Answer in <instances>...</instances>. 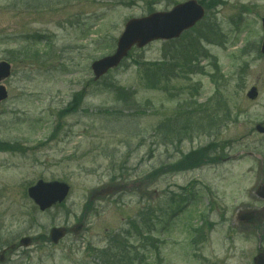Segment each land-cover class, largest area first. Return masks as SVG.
Segmentation results:
<instances>
[{"label": "rangeland", "instance_id": "374dc122", "mask_svg": "<svg viewBox=\"0 0 264 264\" xmlns=\"http://www.w3.org/2000/svg\"><path fill=\"white\" fill-rule=\"evenodd\" d=\"M184 1L0 0V61L12 64L0 103V264H253L264 248V0H205L204 18L173 44L134 49L99 81L91 70L129 18ZM202 31L217 39H201L190 72L171 65L154 85L137 65L184 63ZM107 82L133 96L117 99ZM7 142L20 147L1 151ZM208 143L221 162L174 168ZM39 179L70 184L65 203L40 211L27 195ZM56 226L78 230L53 244ZM196 228L206 229L197 241ZM25 236L32 246H19Z\"/></svg>", "mask_w": 264, "mask_h": 264}, {"label": "water", "instance_id": "95a60500", "mask_svg": "<svg viewBox=\"0 0 264 264\" xmlns=\"http://www.w3.org/2000/svg\"><path fill=\"white\" fill-rule=\"evenodd\" d=\"M205 14V10L196 0H189L176 5L170 11L155 12L149 16L132 18L126 25L117 42V48L111 55L100 58L92 63L95 79H99L109 69L116 67L128 55L134 45L143 47L149 42L157 39H171L193 26ZM264 27V18H263ZM264 53V41L262 44ZM11 66L6 61L0 62V81L10 76ZM6 88L0 85V102L7 97ZM258 90L252 87L248 96L256 98ZM258 130L264 132V127L258 126ZM70 186L64 182H44L40 180L35 186L29 188V195L42 210H45L56 203L64 201L69 193ZM66 228H53L50 236L53 242L57 243L66 234ZM31 240L23 238L21 244L28 246ZM1 260L3 257L0 258ZM255 264H264V255L255 258Z\"/></svg>", "mask_w": 264, "mask_h": 264}, {"label": "trees", "instance_id": "16d2710c", "mask_svg": "<svg viewBox=\"0 0 264 264\" xmlns=\"http://www.w3.org/2000/svg\"><path fill=\"white\" fill-rule=\"evenodd\" d=\"M204 2V0H203ZM190 58L187 59V61ZM139 65L146 66V78H153V84L155 85L159 80H161L162 77H166V73H168V70L164 71L163 64L158 62H148L143 61L141 63H138ZM167 67V66H166ZM165 67V68H166ZM106 87H111L112 90L116 92L117 99H125L128 100L129 97L132 96V93L130 90H127L121 86H117L113 82H107L105 83ZM84 93L82 91L74 94L73 101L66 107V112H75L77 111V108L81 105V101L83 99ZM230 115V111L228 108H226L225 112L222 114V120L226 121L228 116ZM214 121V120H213ZM220 121V122H221ZM214 144L208 143L206 146L200 147L198 149H192L189 153L185 154L184 157L177 162V164L174 165L175 169H187V168H194L199 167L201 165L207 164L208 162H212L216 159L213 155H215L212 152L211 147ZM7 149L13 150V146L6 145ZM6 149V148H5ZM211 150V151H210ZM123 255V254H122ZM124 257V255H123ZM126 257V256H125ZM130 258V257H128ZM122 261V259H121ZM118 264H122L121 262Z\"/></svg>", "mask_w": 264, "mask_h": 264}, {"label": "flooded vegetation", "instance_id": "af4514ba", "mask_svg": "<svg viewBox=\"0 0 264 264\" xmlns=\"http://www.w3.org/2000/svg\"><path fill=\"white\" fill-rule=\"evenodd\" d=\"M220 264H224V263H220Z\"/></svg>", "mask_w": 264, "mask_h": 264}]
</instances>
